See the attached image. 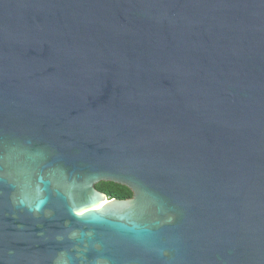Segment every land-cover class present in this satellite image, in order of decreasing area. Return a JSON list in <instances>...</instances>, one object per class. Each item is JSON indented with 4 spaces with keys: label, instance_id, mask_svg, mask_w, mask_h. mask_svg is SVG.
<instances>
[{
    "label": "water",
    "instance_id": "obj_1",
    "mask_svg": "<svg viewBox=\"0 0 264 264\" xmlns=\"http://www.w3.org/2000/svg\"><path fill=\"white\" fill-rule=\"evenodd\" d=\"M0 264H264V0H0Z\"/></svg>",
    "mask_w": 264,
    "mask_h": 264
},
{
    "label": "trees",
    "instance_id": "obj_2",
    "mask_svg": "<svg viewBox=\"0 0 264 264\" xmlns=\"http://www.w3.org/2000/svg\"><path fill=\"white\" fill-rule=\"evenodd\" d=\"M95 188L106 194L108 198L126 200L132 197V192L128 188L111 181H100L96 183Z\"/></svg>",
    "mask_w": 264,
    "mask_h": 264
}]
</instances>
